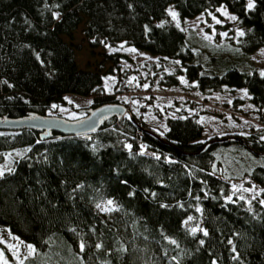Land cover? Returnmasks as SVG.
Segmentation results:
<instances>
[{
  "label": "trees",
  "instance_id": "16d2710c",
  "mask_svg": "<svg viewBox=\"0 0 264 264\" xmlns=\"http://www.w3.org/2000/svg\"><path fill=\"white\" fill-rule=\"evenodd\" d=\"M248 3L0 0V115L47 113L65 104L67 93H95L91 106L118 102L103 93L99 69L77 62L73 33L83 24L93 47L125 41L164 57L172 70L158 75L163 86L185 80L205 94L246 88L264 128V69L241 66L264 45V0H253L251 9ZM220 5L236 15L244 34L221 51L198 47L184 19ZM120 56L107 55L117 64ZM165 122L159 133L139 114L114 115L94 131H54L44 139L31 128L0 129V226L34 247L24 264H264V164L246 166L248 157L264 159L255 152L264 151V139L251 133L241 135L246 142L203 148L224 134L201 139L197 113L180 109ZM140 142L156 155L141 154ZM15 148L24 155L1 171ZM220 149L262 188L251 208L226 199L230 180L239 177L228 172ZM103 201L114 204L105 217L97 209Z\"/></svg>",
  "mask_w": 264,
  "mask_h": 264
},
{
  "label": "rangeland",
  "instance_id": "374dc122",
  "mask_svg": "<svg viewBox=\"0 0 264 264\" xmlns=\"http://www.w3.org/2000/svg\"><path fill=\"white\" fill-rule=\"evenodd\" d=\"M170 10L175 12L173 6L168 7L169 12ZM170 16L177 20V16L175 18L171 14ZM231 17L236 15L227 6L220 5L213 10H206L188 17L184 19V23L189 38L198 47L209 51L214 49L221 51V48L227 47L226 42L236 39L237 34L243 30L238 21ZM225 33L226 35H223ZM73 41L80 45V48L76 50L79 66L99 69L103 75V93H111L118 98V102L127 104L128 109L124 115L139 114L147 127L163 133L166 129V117L176 116L179 110L183 109L187 113L198 114V119L204 126L201 139L213 135L251 133H258L260 138L264 137L263 125L252 110L255 106L250 102L246 88L225 86L221 90L205 94L191 88L185 80H182L179 85L163 86L158 82V75L162 70H172L171 64L167 63L164 57L137 48L125 41L115 43L104 41L93 47L85 36L83 24L74 31ZM109 54L122 55L119 57L118 64L107 57ZM247 59V62L241 63V66L250 68L256 65L264 69V45L251 52ZM95 95V93L91 95L67 93L65 96L67 102L54 104L57 107L52 106L47 113L70 119L79 118L86 114L87 108L91 107ZM188 100L194 101L195 104L190 106L187 103ZM219 151L222 152L220 159L222 158L228 172H233L239 177L230 180L231 193L226 199L242 200L251 208L262 188L250 178L241 175L243 170L241 163L224 155L222 149ZM24 152V148L7 151L1 171L10 170L13 162L23 156ZM248 158L247 167L264 164V159ZM99 205L97 209L104 217L114 206L108 201H103ZM29 245L31 243L12 234L5 226H0V264H24L25 259L34 252L30 253ZM32 249H34L33 246Z\"/></svg>",
  "mask_w": 264,
  "mask_h": 264
},
{
  "label": "water",
  "instance_id": "95a60500",
  "mask_svg": "<svg viewBox=\"0 0 264 264\" xmlns=\"http://www.w3.org/2000/svg\"><path fill=\"white\" fill-rule=\"evenodd\" d=\"M128 107L120 102H105L86 109V114L79 118H67L62 115L32 112L21 116L0 115V129L31 128L39 131L41 138H48L54 131L64 134L87 133L99 128L106 118L117 115L123 116ZM243 141L246 140L237 134H228L211 138L203 148L214 142ZM264 155V151H255Z\"/></svg>",
  "mask_w": 264,
  "mask_h": 264
},
{
  "label": "snow or ice",
  "instance_id": "6c2138e0",
  "mask_svg": "<svg viewBox=\"0 0 264 264\" xmlns=\"http://www.w3.org/2000/svg\"><path fill=\"white\" fill-rule=\"evenodd\" d=\"M253 7H254L253 0H249L248 8L251 9V8H253ZM170 14H171L174 18L176 17V13H175V12H172L171 10H170ZM225 15H227V13H225ZM231 19L234 20V19H236V17H231ZM238 34H239V35H243L244 33L241 31V32H239ZM223 35H226V33L223 34ZM261 75H264V72H262ZM181 79H183V78H181ZM145 87H147V85H145ZM53 107L55 108V107H57V106H56V105H53ZM261 139H264V137H262ZM0 175H3V173L0 172ZM234 187H235V186H234ZM108 203L111 204L112 201H108ZM262 203H264V201H262ZM97 207L99 208L100 205H97ZM102 210H103V209H102ZM191 219H192V217H189V220H191ZM193 231H195V229H193ZM204 235H207V232H206V231L204 232ZM173 243H175V241H173ZM200 243L203 244V241H201ZM28 247H29L30 253L34 251V249H32V246H31V245H29ZM80 247H81V250H83V248H84L83 243H81ZM97 247L99 248L100 245H97ZM233 258L235 259L236 257H233ZM213 264H215V262H213Z\"/></svg>",
  "mask_w": 264,
  "mask_h": 264
},
{
  "label": "built area",
  "instance_id": "2783aa9c",
  "mask_svg": "<svg viewBox=\"0 0 264 264\" xmlns=\"http://www.w3.org/2000/svg\"><path fill=\"white\" fill-rule=\"evenodd\" d=\"M139 151L145 155H156V151L148 148L147 145L143 142H140V144H139Z\"/></svg>",
  "mask_w": 264,
  "mask_h": 264
}]
</instances>
